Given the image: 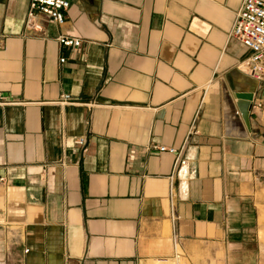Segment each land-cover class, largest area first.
<instances>
[{"label": "crops", "instance_id": "0c3cea01", "mask_svg": "<svg viewBox=\"0 0 264 264\" xmlns=\"http://www.w3.org/2000/svg\"><path fill=\"white\" fill-rule=\"evenodd\" d=\"M241 1L70 0L34 31L28 0H0V93L20 102L0 106V264H261L264 115L250 101L242 116L257 83L229 36Z\"/></svg>", "mask_w": 264, "mask_h": 264}, {"label": "built area", "instance_id": "2783aa9c", "mask_svg": "<svg viewBox=\"0 0 264 264\" xmlns=\"http://www.w3.org/2000/svg\"><path fill=\"white\" fill-rule=\"evenodd\" d=\"M70 6V0H28V9L25 18V28L39 31L42 26L38 22V15H46L54 24L62 25L65 20L64 12ZM229 36L240 42L249 50L247 57L239 64V68L248 77L256 81L257 86L253 92L251 100L252 108L260 111L264 115V1L263 0H242L239 8L235 11L233 25ZM60 46L78 48L81 44L79 38L66 35H59L56 38ZM64 58L60 59L63 62ZM69 95H62L60 102H68ZM20 104L12 97L0 93V106ZM75 144L86 151V138L78 137ZM160 152L176 154L175 168L180 169L185 160L179 157L178 152L173 147L153 146ZM175 199L176 192L173 180L170 182L168 194V206L171 219L170 240L173 245L178 242V235L175 231Z\"/></svg>", "mask_w": 264, "mask_h": 264}, {"label": "rangeland", "instance_id": "374dc122", "mask_svg": "<svg viewBox=\"0 0 264 264\" xmlns=\"http://www.w3.org/2000/svg\"><path fill=\"white\" fill-rule=\"evenodd\" d=\"M259 212H258V227H257V235L258 239L261 242L262 246V261L261 264H264V215L262 216V211L264 212V207L258 206ZM261 211V212H260Z\"/></svg>", "mask_w": 264, "mask_h": 264}, {"label": "water", "instance_id": "95a60500", "mask_svg": "<svg viewBox=\"0 0 264 264\" xmlns=\"http://www.w3.org/2000/svg\"><path fill=\"white\" fill-rule=\"evenodd\" d=\"M253 93H238L236 94V98L241 100L240 105V111L242 113V116L244 119H246L248 115V111L250 108V101L252 100Z\"/></svg>", "mask_w": 264, "mask_h": 264}]
</instances>
